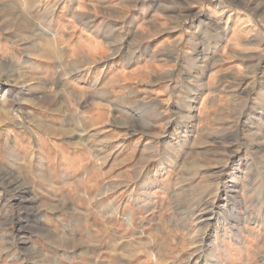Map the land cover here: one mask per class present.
<instances>
[{
  "label": "rangeland",
  "instance_id": "rangeland-1",
  "mask_svg": "<svg viewBox=\"0 0 264 264\" xmlns=\"http://www.w3.org/2000/svg\"><path fill=\"white\" fill-rule=\"evenodd\" d=\"M55 2L0 0V264H264V0L189 83L161 65L82 100L36 49Z\"/></svg>",
  "mask_w": 264,
  "mask_h": 264
},
{
  "label": "crops",
  "instance_id": "crops-1",
  "mask_svg": "<svg viewBox=\"0 0 264 264\" xmlns=\"http://www.w3.org/2000/svg\"><path fill=\"white\" fill-rule=\"evenodd\" d=\"M55 1V11H36L35 17L55 20V32L46 31L36 49L43 54L47 52V57L53 51L62 54L61 60L52 62L54 64L49 68H63L62 71L59 68L58 89L63 97L79 100L96 96L98 91L110 94L111 90L101 84L117 82L120 76L136 75V81L145 73L155 76L159 73L155 70L161 65L169 67L170 81L189 83L192 69L197 65L195 62L226 46L228 37L230 39L237 33L232 20L238 13L241 14L243 9L240 6L244 3L241 0H218V6H205L206 10L194 16V0ZM224 14L225 17H222ZM239 17L245 18L243 15ZM223 18H228L225 28L222 27ZM200 19L203 22L197 25V30L201 27L198 34L193 22ZM229 21L233 24V32H227L226 41L224 29L229 27ZM46 39L47 42H44ZM66 52L79 53L74 59H66ZM98 56H104L105 66L97 64ZM214 64L213 61L204 62L205 67ZM172 65L178 66L179 73L171 71ZM123 79L127 84L128 79ZM98 83H101L100 86Z\"/></svg>",
  "mask_w": 264,
  "mask_h": 264
},
{
  "label": "bare ground",
  "instance_id": "bare-ground-1",
  "mask_svg": "<svg viewBox=\"0 0 264 264\" xmlns=\"http://www.w3.org/2000/svg\"><path fill=\"white\" fill-rule=\"evenodd\" d=\"M261 144V143H260ZM258 146V145H257Z\"/></svg>",
  "mask_w": 264,
  "mask_h": 264
}]
</instances>
